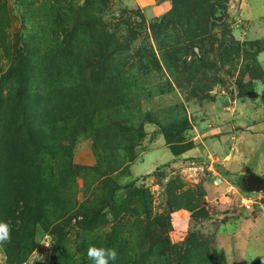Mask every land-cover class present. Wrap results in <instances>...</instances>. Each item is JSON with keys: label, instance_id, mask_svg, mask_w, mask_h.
I'll return each mask as SVG.
<instances>
[{"label": "rangeland", "instance_id": "rangeland-1", "mask_svg": "<svg viewBox=\"0 0 264 264\" xmlns=\"http://www.w3.org/2000/svg\"><path fill=\"white\" fill-rule=\"evenodd\" d=\"M0 157V264H264V0H0Z\"/></svg>", "mask_w": 264, "mask_h": 264}, {"label": "trees", "instance_id": "trees-1", "mask_svg": "<svg viewBox=\"0 0 264 264\" xmlns=\"http://www.w3.org/2000/svg\"><path fill=\"white\" fill-rule=\"evenodd\" d=\"M96 77H97V74L93 70H91L90 71V78H91V80H94L95 81L97 79ZM137 93H138L137 98H140L141 92H137ZM133 99H135V94H134V98ZM25 125H26V127H29V124L28 123H25ZM28 131L31 134L30 136L36 135L38 133V130H36L34 128L28 129ZM29 140L32 141L33 140V137H30ZM9 143L11 144L10 145V148L15 149L14 152H11V155L9 154V152L12 151V149H9L8 155H10V158H11L13 153L15 154V152L17 150H21V149L19 148L18 144L14 141V139H11L9 141ZM169 150L174 155L175 154H178L181 151L176 145H170L169 146ZM18 154H20V153H17L16 155H18ZM1 157H0V177H2L1 175L6 176V174L9 173V172H12L13 171L15 173H18L21 170V168L20 169L18 168L19 165H17L18 160L17 161H15L14 159H12L10 161L7 160L6 163H5V162H2L1 161ZM17 168H18V170H17ZM22 169H24V168H22ZM3 193H4V189H0V195L3 194ZM18 199H21L22 200L24 198H22V196H19ZM80 215H81L82 218H86V215L84 213H81ZM83 221H84V219H83ZM11 236H12V234L10 235V237ZM10 237L7 236V238H9L8 241H12L11 239H13V238L11 237V239H10Z\"/></svg>", "mask_w": 264, "mask_h": 264}, {"label": "water", "instance_id": "water-1", "mask_svg": "<svg viewBox=\"0 0 264 264\" xmlns=\"http://www.w3.org/2000/svg\"><path fill=\"white\" fill-rule=\"evenodd\" d=\"M247 182H248V187L249 188H253L254 186V184H256L257 183V178L255 177V176H253V175H250L248 178H247Z\"/></svg>", "mask_w": 264, "mask_h": 264}, {"label": "built area", "instance_id": "built-area-1", "mask_svg": "<svg viewBox=\"0 0 264 264\" xmlns=\"http://www.w3.org/2000/svg\"><path fill=\"white\" fill-rule=\"evenodd\" d=\"M243 206L245 209H248L250 207V201L243 202Z\"/></svg>", "mask_w": 264, "mask_h": 264}, {"label": "crops", "instance_id": "crops-1", "mask_svg": "<svg viewBox=\"0 0 264 264\" xmlns=\"http://www.w3.org/2000/svg\"><path fill=\"white\" fill-rule=\"evenodd\" d=\"M173 216H174V214L172 213V215H171V226H172V228H174V217ZM177 231H180V230H177Z\"/></svg>", "mask_w": 264, "mask_h": 264}]
</instances>
